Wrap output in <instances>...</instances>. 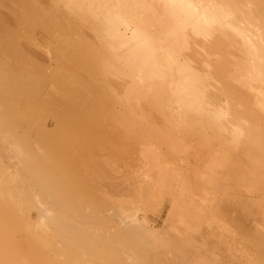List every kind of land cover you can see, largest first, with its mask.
<instances>
[{"label":"bare ground","instance_id":"obj_1","mask_svg":"<svg viewBox=\"0 0 264 264\" xmlns=\"http://www.w3.org/2000/svg\"><path fill=\"white\" fill-rule=\"evenodd\" d=\"M26 1L0 0V49L2 45L4 48L3 39L7 35L16 36L26 27H43L47 33H51L50 41L52 46L58 47L59 54L71 55L70 63L80 62V59L90 53L101 55L102 59L99 60L102 63L99 64L104 68H101L103 71L106 70L107 84L112 86L122 99L127 101L130 94L133 96L132 102L143 109L148 105V102L147 105L144 102L147 91L150 93L158 89L162 92L166 100L165 107L171 115L178 135L181 136L190 130L195 131L196 125L211 128L218 146L222 147V152L228 154V143H241L249 151L251 162L264 165V122L259 117H264V25L243 15V7L248 6L243 0ZM22 43L20 41L18 44ZM21 45H16L15 50L22 49ZM55 54L54 57L59 56L58 53ZM38 67V72L42 75H39L38 82H34V78L31 80L36 84L37 90L38 86L42 87L37 92L40 94L37 97V94H34L35 98L31 100L35 102L34 106L39 110L43 109L45 105L40 103L42 99H51L55 105L68 99V96H63L62 93L57 95L55 91L63 90L64 82H67L64 86L70 85L72 79L65 77L66 67L62 66L59 68L61 71L54 73L48 71L49 75H46L45 68H42L45 66ZM4 77L5 81L7 75ZM31 80L25 81V84L30 83V88L34 85ZM48 84L53 86L51 92L46 90ZM1 86L0 180L6 175L9 181L17 182L16 195L23 197L25 222L31 221L37 225L45 236L49 233L46 238L50 241V247L46 257L36 264H65V241L71 236L81 244L79 249L85 258L86 253L92 255L94 252L109 253L112 257L120 256L128 249L125 245L130 238H134L131 239L132 242L136 239L144 245L154 243L166 246L169 243L170 239L161 237L157 228L152 226L144 214L140 216L139 212L136 213L138 210H129L123 204H116L109 209L106 208L109 204L105 207L99 206V211H109L108 216L105 214L104 217H98L100 220L97 221L100 223L92 221L89 207V221L85 220L86 217L79 216L78 211L82 205L78 206L74 199L70 200L67 194L60 191L53 174L59 163H64L59 162L62 161L60 159L63 157L60 156L63 150H60L61 153L58 151L60 142L57 139L58 132L61 131L59 129L65 130L70 126L63 121L66 116L63 115L59 123L60 114L51 113V109L46 107L47 111L50 109L51 114L44 111V117L57 115L56 118L52 116L56 126L54 129L50 127V136L46 135L49 137L31 141L25 135L18 134L19 130L14 128L16 124L12 125V121L15 123L12 118L16 115L12 113V94L8 92L12 87L11 83L7 84L9 88ZM7 92L10 97L1 95ZM149 95L152 96L151 93ZM148 108L149 106L147 111ZM148 113L152 114L153 111L149 110ZM142 114L137 115L138 118L146 121ZM33 115L37 117L36 113ZM38 117L44 120V117ZM71 117L73 116L68 118L71 120ZM150 118L148 117L147 121ZM61 122L68 127H59L63 125ZM74 122L77 121H72ZM28 124L34 125L29 121ZM71 130H65L61 140L68 136L64 141L71 139L72 142ZM163 153L155 142H150L142 149L144 194L139 203V210L143 212L156 208L158 190L170 179L168 171L171 170V162ZM88 204L93 209L94 202L91 200ZM0 215L2 216V212ZM3 221L2 219L0 222ZM105 222L108 224L99 230L98 225ZM84 223L89 225L88 230L83 229ZM7 227L0 225V232L8 229ZM8 232L9 230L7 234L10 235ZM180 239L177 240L180 242ZM135 243L133 245H136ZM175 243L179 247L180 243ZM106 244L107 247L104 246L103 249L101 245ZM257 245L263 246V243ZM67 246L69 247V244ZM181 246L184 247L183 244ZM184 257L186 258V255ZM126 258L135 264L148 262L147 258L142 259L134 254L126 255ZM256 259L264 264L261 258Z\"/></svg>","mask_w":264,"mask_h":264},{"label":"rangeland","instance_id":"obj_2","mask_svg":"<svg viewBox=\"0 0 264 264\" xmlns=\"http://www.w3.org/2000/svg\"><path fill=\"white\" fill-rule=\"evenodd\" d=\"M263 1L243 0V3L248 5L242 9L243 15L264 25ZM6 37L3 39L4 48L2 45L0 49V89L1 85L7 88V84L12 85L11 91H8L12 94V113L16 115L12 118L15 120L12 125L16 124L14 128L19 130H16L18 134L25 135L31 141L44 140L56 126L54 117L60 114V123L62 116H66L63 121L70 126L61 122L63 125L59 127H68V130L65 129L68 132L72 129L70 136L73 141L68 139L65 142L67 135L61 140L62 133L65 135L66 131L59 129L61 131L58 132V151L64 152H60L59 156L63 158L59 162L65 164L59 163L61 166L58 165L53 174L60 191L67 194L70 200L74 199L78 206L82 205L78 211L79 216L86 217L85 220L89 221L88 215L92 213V221H97L100 220L99 216H108L107 210L110 207L123 204L129 210H138L135 212H139L140 216L144 214L152 226L157 228L161 237L171 240L163 246L154 243L144 245L136 239L132 242L134 238H130L125 245L128 249L124 248L127 250L120 256L112 257L109 253L94 252L92 255L95 257L86 253L85 258L79 249L81 244L71 236L65 241V264H135L126 258V255L132 254L142 259L147 258L146 264H262L256 259L258 257L264 262V165L251 162V156L244 144L228 143V154L222 152L221 145L218 146L213 136L214 131L197 125L195 131L190 130L181 136L178 135L171 115L165 107L166 100L162 92L158 89L152 90V96L146 92L147 97L144 95V98L149 101L144 99L145 105L148 102L147 106L152 109L148 108V111L147 106L145 110L144 107L139 108L133 103V96L130 94L127 101L122 99L121 95L107 84L106 70L103 71L104 68L99 64L102 63L99 60L102 59L101 55L90 53L80 59V62L76 60L75 64L70 63L71 55L61 56L58 47L52 46L51 33H47L43 27H26L16 36ZM20 41L23 42L22 45L18 44ZM16 45L23 46L18 49L20 52L15 50ZM53 47L57 51L52 49ZM53 52L58 53L60 57H54ZM37 64L45 66L42 68H45L46 75L50 74L48 71L54 73L58 72L60 67H66L65 77H70L72 82L64 86L67 82L63 81V88L60 86L63 90H54L57 95L62 93L63 96H68V99L58 103L59 105H55L51 99H42L40 103L45 105L43 109L39 110L34 106L35 102L31 100L35 98L34 94H37L36 97L40 94L37 92L42 87L38 86L37 90L34 83L35 80L38 82L39 75H42L38 72ZM98 69L102 72H97ZM6 75L8 83L7 79L4 81ZM28 80L34 83V90L33 87L30 88V83L25 84ZM52 88V84L46 85L47 92H51ZM8 92L1 95L10 97ZM46 107L57 115L44 117ZM149 110L153 113H148ZM35 113L37 117L33 115ZM140 113L145 114L142 115L146 121L138 118ZM38 116L44 117V120ZM67 116L73 117L70 120ZM74 117L77 126L72 123L75 121L72 120ZM148 117L150 123L147 121ZM259 117L264 122V117ZM28 121L34 125H29ZM150 142L160 146L173 168H169L170 176L168 173L167 176L170 179H167L166 185L158 190L156 208L143 212L139 210V203L144 194V162L141 154L144 146L146 148ZM16 187L17 182L9 181L6 175L0 180V221H5L0 222V225L8 226V229L0 232V264H33L34 261V264L38 261L40 263L50 247V241L46 238L49 233L45 236L37 225L31 221L25 222L23 197L16 195ZM91 200L94 202L93 209L88 204ZM99 206H106L108 209L99 211ZM88 210L91 213H88ZM107 224L108 222L99 224V230ZM88 228L89 225L84 223L83 229ZM176 241L184 247L180 244L178 247ZM257 243H263V246H258ZM104 246L107 247V244L101 245L102 248Z\"/></svg>","mask_w":264,"mask_h":264}]
</instances>
